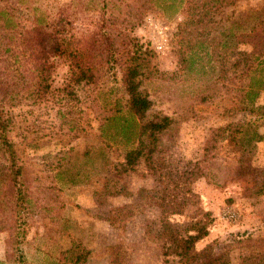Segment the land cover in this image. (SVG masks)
<instances>
[{"label": "rangeland", "instance_id": "rangeland-1", "mask_svg": "<svg viewBox=\"0 0 264 264\" xmlns=\"http://www.w3.org/2000/svg\"><path fill=\"white\" fill-rule=\"evenodd\" d=\"M100 1L0 0V6L21 29L38 15L57 20L62 6L71 5L75 37L108 30L123 38L124 58L135 50L143 53L138 81L150 101L147 119L170 120L152 155L164 168L148 170L142 158L131 167L124 163L125 151L135 144L137 122L122 107L118 67L107 59L98 62L96 55L92 81L76 84L70 59L50 58L48 90L38 98L17 51L2 43L0 103L12 118L7 134L30 198L18 214L21 264H176L145 234L158 229L156 197L163 173L179 181L197 177L188 192L180 193L185 206L169 224L181 229L207 211L212 223L195 248L213 242L214 252L227 253L228 264H249L239 239L250 234L264 240V92L254 102L257 112L239 103L240 52L247 47L233 39L232 50L218 55L210 46L204 51L198 46L218 41L232 22L237 33L242 18L264 0H234L216 18L217 25H195L185 33L177 31L184 20L180 12L146 0H127L119 7L107 0L102 12ZM195 9L188 15L197 16ZM10 207L3 205L0 212V264H20L12 256L6 259V241L17 226Z\"/></svg>", "mask_w": 264, "mask_h": 264}, {"label": "trees", "instance_id": "trees-1", "mask_svg": "<svg viewBox=\"0 0 264 264\" xmlns=\"http://www.w3.org/2000/svg\"><path fill=\"white\" fill-rule=\"evenodd\" d=\"M125 1L127 0H116L115 6L119 7ZM100 2V9L104 12L106 3L109 1L101 0ZM146 2H149L151 6L172 10L175 13L180 12L184 20L178 24L177 31L185 33L187 28L195 25L203 26V28H206L208 24L217 25L216 18L223 15V9L232 5L234 0H146ZM195 5L197 16L191 17L192 15L189 16L188 13L191 14L190 9ZM70 8L71 5L62 6L57 20L48 22L47 17L38 15L33 23L19 29L7 10L0 6V46L5 43L17 51L38 98H42L48 90L50 73L48 60L50 58L61 55L69 58L72 69L71 80L76 84L92 81L93 69L97 66L94 60L96 55L101 58L98 62L102 63L107 59L112 67H118L125 96L122 107L137 122V131L133 133L135 144L132 149L125 151L124 163L131 167L142 158L146 169L161 172L164 168L162 160H153L152 155L156 151L157 135L169 128L170 120L167 117L158 116L147 119L150 101L139 90L138 81L139 71L144 66L143 53H137L135 50L131 55L127 53L129 55L124 58L121 55V47L124 49L127 46L122 45L123 38H119L118 34L112 35L108 30L101 32L98 36L75 37ZM230 24L229 27H224L220 31L222 35L218 41L210 40L206 46L198 47L204 51L210 46L212 50L210 52L215 54V50H218L216 52L219 55V51L232 50L230 46L234 39L249 49V51L240 52L242 84L239 103L243 109L254 113L258 110L254 107V102L260 92H264V4L242 18L241 25L237 27L239 29L237 33L232 32L235 22ZM206 52L209 51L206 50ZM9 113L0 103V212L4 211L3 205H11L10 212L14 216L12 223L16 225L20 223L19 211L27 208L30 198L27 192L28 187L23 181V166L18 164L14 143L7 134L8 129L10 130L13 125ZM253 136L254 134L251 133V137ZM167 175L170 174L163 173L164 181L158 180L161 183L156 197L160 208L158 229H150L153 234H149V231L145 234L160 242L162 256L176 258V264H228L227 253L214 252L213 242L205 244L200 249L195 248L196 243L206 237L212 223L209 212L199 211L181 229L179 225H175L176 223L169 224L170 218L181 216L185 206L180 193L188 192L190 184L197 177L179 181ZM244 190L247 189L244 188ZM256 194H260V191ZM6 197L9 199L7 202ZM15 229L16 233L12 231L6 241V259L9 261V256H12L13 263L21 264L22 253L19 246L22 242L21 239H17H23V231L18 224ZM243 236L239 240L241 247L248 253L249 264H264V240L254 238L250 234Z\"/></svg>", "mask_w": 264, "mask_h": 264}, {"label": "built area", "instance_id": "built-area-1", "mask_svg": "<svg viewBox=\"0 0 264 264\" xmlns=\"http://www.w3.org/2000/svg\"><path fill=\"white\" fill-rule=\"evenodd\" d=\"M157 50H160V46H157V48H156Z\"/></svg>", "mask_w": 264, "mask_h": 264}]
</instances>
